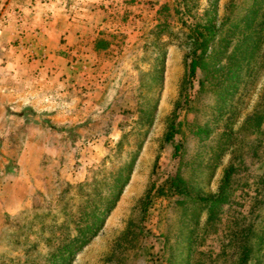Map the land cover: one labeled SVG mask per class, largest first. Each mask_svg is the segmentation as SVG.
<instances>
[{
  "label": "rangeland",
  "instance_id": "1",
  "mask_svg": "<svg viewBox=\"0 0 264 264\" xmlns=\"http://www.w3.org/2000/svg\"><path fill=\"white\" fill-rule=\"evenodd\" d=\"M0 264H264V0H0Z\"/></svg>",
  "mask_w": 264,
  "mask_h": 264
},
{
  "label": "trees",
  "instance_id": "2",
  "mask_svg": "<svg viewBox=\"0 0 264 264\" xmlns=\"http://www.w3.org/2000/svg\"><path fill=\"white\" fill-rule=\"evenodd\" d=\"M213 33V28L210 27H203V29H196L195 30V46L194 49L192 51L191 57H190V62L188 64V76L189 77H193L196 74L197 70L203 71L205 72V68H206V61H205V57H206V51H207V47L209 45V36H212ZM210 72V70H209ZM261 116L259 115V118ZM175 126L174 124H172L170 126V130L168 132V134L165 137V141L167 143L172 142V140L174 139V135H175ZM180 149L179 144L174 145V151L175 154L178 153ZM233 173V168H230L226 171L225 176H224V180L221 186V191L220 194H218L217 198L214 200L209 201V207L211 209L216 208V206H218L219 204H221L224 199H225V195H224V187H228L229 185V180L232 176ZM178 191H180V193H184L185 189L184 188H180L179 185H177ZM146 198H149V193L147 194ZM202 201H206V200H202ZM207 202V201H206ZM98 223V222H97ZM91 230V229H90ZM94 230V228H93ZM91 230V231H93ZM90 233V232H89ZM250 247L246 246V248H244V251L242 253V258L240 260V262H245L246 260H248V255L250 253ZM72 254V252L70 253Z\"/></svg>",
  "mask_w": 264,
  "mask_h": 264
}]
</instances>
